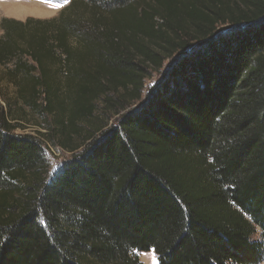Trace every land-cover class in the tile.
<instances>
[{"label": "trees", "instance_id": "trees-1", "mask_svg": "<svg viewBox=\"0 0 264 264\" xmlns=\"http://www.w3.org/2000/svg\"><path fill=\"white\" fill-rule=\"evenodd\" d=\"M0 25L14 103L45 129L0 105V264L264 261V0H71ZM172 58L108 128L98 112ZM48 144L73 153L52 178Z\"/></svg>", "mask_w": 264, "mask_h": 264}, {"label": "rangeland", "instance_id": "rangeland-1", "mask_svg": "<svg viewBox=\"0 0 264 264\" xmlns=\"http://www.w3.org/2000/svg\"><path fill=\"white\" fill-rule=\"evenodd\" d=\"M70 1L71 0H0V22L3 17H11L19 20H26L29 17L51 19L59 16L61 10L68 6ZM231 28H233V26L229 24L220 25L217 34L228 32ZM2 34L3 30L0 25V36ZM174 59L175 58L166 60L160 69H148V77L145 80V89L142 93L141 100L121 110L119 114L113 111L109 112L107 115H102L98 112V116H104L105 119H108V128L117 124L122 114L137 109L147 99L152 87L164 77L166 72L170 69ZM10 66L0 65V105L4 106V108H8V105H6L7 101L13 104V115L20 120L21 125L17 132H28L36 135L38 134V130L45 131L43 128L44 120L39 114L28 107H24L21 101H17V104L14 103L15 100H17V87L14 83L10 82L8 79L9 77L5 75L7 68ZM48 146L49 147H46V154L50 164V177L52 178L55 173L72 159L73 153L60 146L52 144H48ZM259 237V235L256 236V238ZM135 253L143 264H159V257L155 250L143 252L136 251ZM260 264H264V261Z\"/></svg>", "mask_w": 264, "mask_h": 264}]
</instances>
